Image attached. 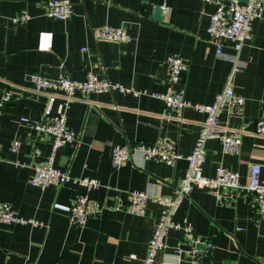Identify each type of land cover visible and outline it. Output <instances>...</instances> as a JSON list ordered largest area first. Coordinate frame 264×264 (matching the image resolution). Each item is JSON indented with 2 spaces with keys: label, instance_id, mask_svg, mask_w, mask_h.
I'll return each instance as SVG.
<instances>
[{
  "label": "crops",
  "instance_id": "0c3cea01",
  "mask_svg": "<svg viewBox=\"0 0 264 264\" xmlns=\"http://www.w3.org/2000/svg\"><path fill=\"white\" fill-rule=\"evenodd\" d=\"M44 1L0 0V91L12 86L15 92L0 110V202L11 203L19 216L38 223H0V264H136L131 255L145 256L161 207L149 200L143 214L129 212L128 193L172 195L206 117L191 107L181 118L166 117L156 93L167 88L170 53L188 60L176 86L186 100L211 103L231 75L234 91L245 99L241 114L224 110L219 117L221 132L241 130L239 152L225 153L219 137L208 139L203 174L213 176L222 165L238 171L245 183L250 164L258 163L264 181V137L254 133L264 110V9L252 23L234 70L235 51L229 41H222V53H216L207 31L214 5L202 0H70L67 19L46 16ZM157 6L160 18L155 16ZM24 11L31 15L25 23L10 21ZM104 25L125 28L129 40L96 38L94 31ZM88 71L140 92H91L67 98L28 82L32 72L49 78L66 73L82 80ZM62 112L76 138L54 151L53 163L71 176L97 179L95 189L72 182L42 188L29 182L32 166L53 153L52 138L20 118ZM13 140L20 142L16 151L10 148ZM158 141L173 144L181 154L173 165L135 153L113 166L114 145ZM82 192L89 197L91 211L85 225L79 226L70 221L69 208ZM173 218L215 243L206 264H264V217L254 210L248 193L233 192L219 200L211 190L195 186ZM189 243L181 230L170 229L156 264H189Z\"/></svg>",
  "mask_w": 264,
  "mask_h": 264
},
{
  "label": "built area",
  "instance_id": "2783aa9c",
  "mask_svg": "<svg viewBox=\"0 0 264 264\" xmlns=\"http://www.w3.org/2000/svg\"><path fill=\"white\" fill-rule=\"evenodd\" d=\"M214 5L209 16L207 31L216 44V53L221 54L222 41H229L235 53L232 57L233 69L236 70L237 55L243 44L250 38L252 23L261 17L264 9V0H202ZM167 11L168 7L162 5ZM72 12L70 0H45L43 13L54 19H67ZM31 15L20 12L10 17V21L16 24L25 23ZM94 36L99 39L126 42L129 34L123 27L104 25L94 31ZM188 68V60L178 53H170L166 57V84L165 91L156 93L166 109V117L178 119L186 107H191L206 115L201 122L199 133L194 145L186 155L187 168L185 175L180 179L172 195H149L142 190H132L128 193L126 210L138 215L145 212L146 204L153 200L161 207L153 231L147 241L146 254L142 258L131 255L136 264H156L158 251L166 246V238L170 229H179L190 238L188 249L189 264H206L209 255L215 248V243L209 238H201L186 224L177 222L173 216L182 199L195 186L207 188L212 191L217 199L231 196L233 192L238 195L246 192L252 197V207L260 217H264V181L261 178V166L258 163L250 164L247 182L240 181V174L222 165L216 168L215 175L203 174V164L206 156L205 143L212 137H219L222 150L225 153H238L241 145V130L231 129L227 132L219 130V117L222 111L230 114H241L244 107V96L234 91L230 79L211 103H192L184 97V91L176 86L180 83L181 74ZM29 84L37 90H50L62 92L67 98H73L76 94L87 95L91 92L119 91L138 95L140 91L125 87L119 82L111 81L107 76L88 71L82 80L73 79L66 73H61L55 78L42 76L36 72L28 75ZM15 95L12 86L0 91V110ZM20 122L29 125L35 130L51 136L52 154L46 161L35 163L33 173L29 179L30 184L38 187L47 185H64L75 183L86 190L99 186L97 179L79 176H71L68 172L56 167L53 163L54 151L61 145L72 142L76 133L67 125L65 113H58L49 117L36 118L22 116ZM254 133L264 137V110L255 122ZM20 145L18 140H13L10 148L16 151ZM35 153L39 150L35 149ZM139 153L144 159H155L173 165L181 154L174 145L164 141H158L152 145L137 143L135 145L116 144L112 148L111 160L113 166H119L129 160L133 154ZM89 197L87 193L76 194L69 208L70 221L76 225L84 226L90 214ZM31 222L37 225L34 219H25L16 213L9 202H0V223L16 224ZM181 248L177 249V253Z\"/></svg>",
  "mask_w": 264,
  "mask_h": 264
},
{
  "label": "water",
  "instance_id": "95a60500",
  "mask_svg": "<svg viewBox=\"0 0 264 264\" xmlns=\"http://www.w3.org/2000/svg\"><path fill=\"white\" fill-rule=\"evenodd\" d=\"M240 1L245 2L246 0H240ZM155 16L160 18V7L159 6H157L156 9H155Z\"/></svg>",
  "mask_w": 264,
  "mask_h": 264
}]
</instances>
